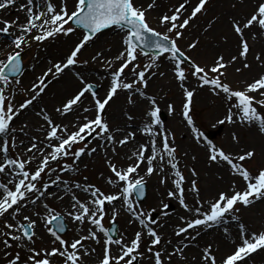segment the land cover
I'll list each match as a JSON object with an SVG mask.
<instances>
[{
	"label": "snow or ice",
	"instance_id": "1",
	"mask_svg": "<svg viewBox=\"0 0 264 264\" xmlns=\"http://www.w3.org/2000/svg\"><path fill=\"white\" fill-rule=\"evenodd\" d=\"M238 3L243 0L231 7ZM17 4L23 22L19 16L0 18V46L7 49L0 58V264H175L176 259L195 264L196 257L190 262L185 255L190 247L200 249L199 264H248L253 254L264 251V226L253 229L240 215L241 208L264 201V167L249 165L256 146H241L234 131L232 141L239 151L218 147L190 114L197 90L207 88L226 107L218 124L254 129L264 140V71L238 88L227 82L224 71L236 64L238 73L252 67L248 57L253 46L246 36L264 39V0H255L246 14L228 18L236 51L227 60L218 53L211 66L201 65L178 45L208 14L210 0H0V11ZM150 12L156 13L163 31L151 26ZM218 19L209 20L203 31ZM113 27L120 29L114 55L106 54L112 52L109 47L80 59L86 46ZM73 35L76 40L63 54L41 63L38 51L32 63L24 64L33 45L46 51L45 42ZM228 39L223 37L225 43ZM199 42L192 39L187 48L195 49ZM253 59L264 67V51L255 52ZM90 62H99L103 74L96 75L106 84L84 75ZM164 62L171 65L181 91L179 115L195 142L204 141L207 164L230 177L224 185L221 175L223 186L208 197L202 194L198 169L190 167L188 178L182 171L181 160L188 153L178 156L176 135L161 118L164 98L147 91L151 78L166 75L159 71ZM78 65L81 70L73 72ZM66 70L78 86L49 110L42 105L43 95L53 81L68 74ZM26 72L34 77L27 88L22 84ZM18 93L23 94L20 99ZM121 94L127 107L121 108L116 122L107 109ZM176 111L167 103L169 116ZM28 112L39 118L34 132L20 119ZM69 114L73 119L65 123ZM96 157L104 165L99 172L102 182L84 175L85 160ZM69 173L77 178L65 179ZM153 176L163 189L155 207L145 204L147 178ZM53 200L62 202L59 208L50 203ZM166 200L177 201L183 210L170 236L160 223H167L174 210ZM122 213L128 215L129 225H137L131 235L117 227ZM220 225L231 245L222 254L212 243L201 247L198 239Z\"/></svg>",
	"mask_w": 264,
	"mask_h": 264
},
{
	"label": "rangeland",
	"instance_id": "2",
	"mask_svg": "<svg viewBox=\"0 0 264 264\" xmlns=\"http://www.w3.org/2000/svg\"><path fill=\"white\" fill-rule=\"evenodd\" d=\"M19 2H22V0H18V3ZM233 2H235V0H210L208 14L206 16H201L195 22V26H193L189 30H187V32L185 33V36L181 40L178 41V45L182 48V50H184L187 55L191 56L194 60H196L201 65L208 64L209 66H211L213 60L215 59V57L217 56L218 53L223 54L225 56V59L227 60V58L230 55V54H227V52H229L233 49V38H234V34L230 31V28L227 24V20L233 14L243 15V14H246L247 12H249L251 10L250 7L253 5L255 0H243V3L242 4L238 3L237 8H235V9H233L231 7ZM12 7L18 8V4H17V6H12ZM8 9H10V7ZM1 13H2V11H0V14ZM20 15L23 16L24 14L22 13ZM216 17H219V19L215 20L213 28L210 29L207 33H205L203 31V29L207 26V22L209 20H213ZM3 18L9 19V20L12 19L11 14H7V16H5ZM148 18L150 20L152 27H155V28H157V30H160V31L164 30V29L159 27L155 12H150L148 14ZM24 19H25V17L24 18L22 17V18H20V21L23 22ZM115 31L118 32V29ZM225 35H227L229 37L227 43H225L223 40V37ZM76 38H77V36L73 35L67 41H66V38L60 37L56 41L45 42V44L47 46L46 51L44 49H40V51H39L38 49L35 50L34 48H32V50L28 51L27 54L25 55L24 64L28 65V64L32 63L33 62L32 57L36 56L38 51L41 53V59H43V60L51 58V56L54 55V54H52L53 52L57 53V54L55 53V56H59L63 53H61L60 50H58V48H54V46H57L59 43H64L63 47H64V50L66 52L67 46L70 45L72 43V41L76 40ZM192 39H198L200 42H199L197 48L190 50L187 48V44L190 43L192 41ZM0 40H3V38L0 37ZM112 43H113L112 41H108L107 43H103L99 47L98 44H96V42H95L94 45L86 46L87 50L86 51L82 50L83 54L80 57V59H82V60L88 59L92 55L95 54L96 48L107 49L110 47V45H112ZM263 43H264V40H263ZM261 48L264 51V44H263V46H261ZM6 51H7V49H4L2 46H0V58H2L5 55ZM50 51H51V53H50ZM106 54H108V53H106ZM108 55H111V54H108ZM248 58H251V57H248ZM141 60L145 61L146 58L141 57ZM249 61L251 62L252 67L250 69H243L242 68L241 72H239V73L235 71V68L240 66L239 64L232 65V66L228 67L226 70H224L225 76L227 78V82H229L232 85V87H234V88L242 87L246 80L250 79L256 73L264 71V67H261L260 65H258V63L254 61V59H249ZM162 64L163 65L166 64V65H164V69L170 71L171 65L169 63L164 62ZM78 69L80 70L79 65L76 66V68H74L72 71L73 72L78 71ZM86 69H87V73H84V75H86L87 77H90V78L94 77L96 81L100 82L99 76L96 75L97 72H100L101 74H103V70H102L99 62H97V63H91L90 62L89 66H87ZM66 72L68 74L72 73V72H69L68 70H66ZM37 74H39V73H37ZM171 75H172V73H171ZM24 76H26V75H24ZM33 79L26 82L25 78H22L23 87H25V88L29 87L30 82ZM154 79H156V78L155 77L151 78V80L149 82V88L147 89L148 93L149 94H156L157 96L160 95L161 97H163L165 99L170 98L171 101H173L174 107L176 108V104H174L175 102H174V98L172 96V93L171 92L169 93V91H168V90H173V88L175 87L174 84L177 86V84L175 83V80L173 78V75H172V78H170V79L168 78L166 83L163 85H161L158 82H155V85H154L153 84ZM189 79H190L192 85L195 86L196 82L193 80V78L190 77ZM66 81H69L68 77H65V78L61 77V79L59 81H54V82H59V84L62 85ZM78 83L79 82L77 81V84L75 85L74 88L72 85L73 89H70L66 95L73 92L75 90V88L78 86ZM100 83L106 84L107 82L102 81ZM101 90H102V95H103L104 89L101 88ZM101 90H100V92H101ZM179 93L180 94H178V97L181 101V99H182L181 91H179ZM66 95L61 96L60 101ZM122 95L123 94H121L119 96V99L116 100L115 104L117 102L118 103L121 102ZM253 95H256V94L253 93ZM86 96H87V94H86ZM115 104H113V106ZM160 104H161V102H160ZM163 107H164V109H161V113L163 112L166 115V119H163L162 117L161 118L163 120H165L166 127L169 128L170 130H172L176 135V145L178 147V156H183L184 152L188 153V156L181 160L182 171L184 172L185 177L188 178V177H190V172H189L190 167L195 166L198 169V171L200 172V182H201L200 186L202 189V194L205 195L206 194L205 188H206L207 184L205 185L204 181H202V180L203 179H207V180L210 179L209 173H208L209 167H208V164L206 162V152L201 151V153H200L198 150L199 144L192 143L189 141H185V143H184L185 145L181 146V144L178 140L179 135H180L179 122L175 120L176 119L175 116H169L168 115L167 107L165 105H163ZM160 108H161V106H160ZM110 109H107V111L109 112ZM162 110H165V111H162ZM176 110H177V108H176ZM225 111H226V107H225L223 101L221 99L213 96L207 90V88H205V89H199V94L194 95L193 104H192V111L190 114L193 116L195 126L197 128H199L202 132H204L205 135H207V133L211 129L217 128L220 125L217 123V121L223 117ZM174 114H177V111ZM27 121H28V119H27ZM223 125L225 127H224L223 131L221 132V134H219L216 138H209V137L208 138L210 140H212L218 147H223L226 150H231V151L237 152V151H239V149L236 148L234 142L232 141V133L235 131L241 140V146L248 145V144H252V145L256 146L257 155L253 161L249 162L250 167H264V149H263V145H260L257 143L259 135L255 132V130L254 129H247V128H243V127H239V126H234V125H229L227 123H225ZM183 128H185L189 134L193 135L191 128L186 125V122L183 125ZM193 155L196 156L195 161H193L191 159V157ZM85 163L88 164V168L86 170H84V175H88L90 180H96L98 182H102L99 179V172L101 170H104V165H103L102 159L100 157H96L94 159H86ZM81 167L83 168V165H81ZM64 178L65 179H69V178L75 179L77 177H75V176H73V174L69 173V174H65ZM151 178H147L148 179V184H147L148 194H147V197L145 199V204L152 205L155 207V206H157L158 201H159V194L153 195V193L151 192L152 190L150 188L152 187V183H153ZM185 187L187 188V184L185 185ZM189 200H190V196H189ZM165 202H168L170 204V208L174 209L171 212V218L174 219L175 223H178L176 216H177V214H181L183 212V210L180 208L178 202L175 200H166ZM257 202H259V201H257ZM50 203L59 208V205L62 202L53 200V201H50ZM179 208H180V210H179ZM250 208L253 209L250 211L251 217L256 218V220L258 219V216L262 217V219L264 218V211H262V212L257 211L255 209L254 205H252L246 209H250ZM243 209H245V208H241V213H242ZM241 213H240V215H241ZM121 219H122L121 216L118 217L117 227L122 231ZM108 220H109V217L106 216L105 220H104V223L106 226H108ZM162 221H163V219H162ZM162 221L160 223H162ZM70 223L71 222H69V224ZM257 224H259V225L255 226V227H254L255 223L250 224V225L253 229L260 228L261 226H264L263 223L261 222V220H258L256 225ZM69 235H71V229H69Z\"/></svg>",
	"mask_w": 264,
	"mask_h": 264
},
{
	"label": "bare ground",
	"instance_id": "3",
	"mask_svg": "<svg viewBox=\"0 0 264 264\" xmlns=\"http://www.w3.org/2000/svg\"><path fill=\"white\" fill-rule=\"evenodd\" d=\"M17 9L18 8L10 7V9L3 10L2 13L0 14V18L7 16V14H11L12 19H14L17 16H20V18H22V17L24 18V15L23 16L20 15L22 13L20 11H18ZM3 19H5V18H3ZM115 30H117V28H115V27L108 29V30H105L99 36V39L96 41V44H98L99 47L103 43H107L108 41H112L113 43H112V45H110L112 52L108 53L111 55H114L116 53V49L119 48L120 29H118V32ZM246 38L250 40L249 43L253 46V52L252 53L250 52L251 54H249V57H251V58H248V59H253V55L255 52L263 51L261 48V46L263 44V40L259 36H257V38L255 40H252L250 35L246 36ZM67 40H69V38H66V41ZM236 40H237V38L234 35L233 49L231 51L227 52V54H234L235 53V51H236V48H235ZM63 44L64 43H59L57 46H54V48H58V50H60L61 53H64L65 50H64ZM33 48L35 50H37L35 45H33ZM97 49L98 48H96V50ZM50 53H51V51H50ZM55 53L56 52H53L52 54L55 55ZM40 56H41V53H40ZM43 62H44V60L41 59V63H43ZM164 65H166V64H164ZM164 65L163 64L161 65L159 71L165 72L166 75L164 77H159V76L155 77L156 79L153 80L154 85H155V82H158L161 85H163L166 83L168 78L169 79L172 78L171 71L164 69ZM80 70H81V68H80ZM78 71H79V69H78ZM84 73H87V69L84 70ZM25 75L26 76H24L23 78H25L26 82H28L34 78L30 74V72H26ZM62 77L63 78L68 77L69 81H66L62 85H60L59 82L53 81V83L49 86V88L46 89L47 95L42 94L43 95L42 105H46L49 110H51L54 105L58 106L60 103V97L66 95L68 93V91L70 89H73L75 87V85L77 84V81L73 77L72 73L65 75V76H62ZM175 83H176V81H175ZM72 85H73V88H72ZM174 86L175 87L173 88V90H168V91H169V93L170 92L172 93V96H173L174 102H175L174 104H176V108H177V114H173L172 116H175L176 117L175 120L179 122L180 135H179L178 140H179L181 146L185 145L184 144L185 141L196 143L195 139H194V135L189 134L187 132V130L185 128H183V125L185 124V122H184L182 116L179 115L181 101L178 97V94H180L179 93L180 89L175 84H174ZM198 94H199V89L197 90L196 95H198ZM22 95H23L22 93H19L17 95V99H20L22 97ZM100 95H102V90L100 92ZM157 97L159 98L161 96L159 95ZM87 102L88 101H85V103H87ZM160 102H161V104H160L161 109H164L163 105H165L167 107V103H173V101H171L170 98H168V99L164 98ZM122 107H125V108L127 107V105L125 104L124 95H122L121 102L120 103L117 102L114 106H112V108L108 112L109 119L116 118V122H120L119 115H120V110ZM20 119L21 120H24V119L27 120L28 119V121L30 122L29 123L30 128H33V132L35 131L34 126H38L37 122H38L39 118L36 117L31 112H28L27 114H23ZM72 119H73L72 114H69L65 118L64 122L68 123ZM257 143L260 145H263V149H264V140H262L261 137L258 138ZM203 145H204V141H201V143L199 144V149H198L200 153H201V151L206 152V148ZM121 156H123V152H121ZM208 167H209L208 173H209L210 179H208V180L203 179L202 180V181H204L205 185L207 184L206 188H205V191H206V194L204 195L205 197H208L210 194H212L217 188H219V186L220 187L223 186L219 182V177L221 175L224 176V185H226L228 183V181L230 180V177L228 176V174L226 172H220L215 167H210L209 165H208ZM151 180L153 181V183H152V187L150 189L152 190L151 192L153 193V195H156V194L163 192V189L158 184L157 177L153 176L151 178ZM254 207L257 211H261V212L264 211V201L256 202L254 204ZM179 210H180V208H179ZM251 210H253V209L252 208L243 209L242 213H241V219L244 222L246 221L245 223L247 225L255 223L254 227L259 225V224L256 225L258 220H261V222L264 225V218L262 219V217L258 216V219L256 220V218L251 217V214H250ZM121 218H122L121 219V221H122V232L127 231V233L129 235H131L132 232L137 228V225H129L128 224V215L126 213H122ZM161 221H162V219L160 220V222ZM162 223L164 224V228L161 229V231H163L166 236H170L171 235V229L176 224L174 219L168 218L167 223H165V220H163ZM223 227H224V225H220V226L214 227L213 229H209L206 232L202 233V236L200 238H198L199 242H200V246L203 247L204 245H206L208 243H212L214 248L219 249V254H222L223 252L228 251L230 249L231 245H230L228 239H226L224 237V235L222 234ZM235 228H236L235 222H232L231 231L233 233V236H235ZM185 255L188 256L190 262H191L192 257H196L195 264H199V257H200V249L199 248L190 247L189 249L186 250ZM218 258H219V256H218ZM175 264H184V262L176 259ZM248 264H264V251L253 254L252 258L248 261Z\"/></svg>",
	"mask_w": 264,
	"mask_h": 264
}]
</instances>
